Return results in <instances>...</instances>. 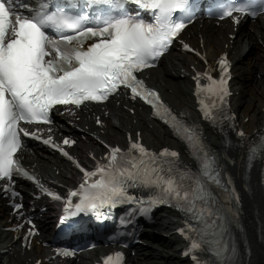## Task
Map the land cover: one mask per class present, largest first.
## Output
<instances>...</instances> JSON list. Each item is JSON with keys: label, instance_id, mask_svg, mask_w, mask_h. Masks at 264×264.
I'll list each match as a JSON object with an SVG mask.
<instances>
[{"label": "snow or ice", "instance_id": "6c2138e0", "mask_svg": "<svg viewBox=\"0 0 264 264\" xmlns=\"http://www.w3.org/2000/svg\"><path fill=\"white\" fill-rule=\"evenodd\" d=\"M129 4L150 11L151 17L146 20L131 14ZM219 7L221 18L231 17L239 23L234 12L255 17L257 10L264 11V0H245L239 6L235 0H228ZM193 12L191 0H36L31 7L29 0H0V178L9 182L17 176L35 180L22 167L17 153L23 147L21 136L37 140L41 137L27 131L21 122L50 124L51 112L58 105L79 107L86 101L102 102L121 87L130 89L132 98L142 97L192 146L198 171L182 169L179 154L166 148L154 153L135 142L125 153L112 147L107 163L98 162L93 171L84 170L76 162L84 179L77 190L69 191L65 211L69 216L98 213L104 205L129 202L141 205L133 215H144L154 204L174 200L189 220L195 221H186L189 239L193 233L197 239L185 254L201 250L208 236L215 235L225 220L209 187L210 183H221L218 160L206 148L197 127L178 121L159 93L147 88L137 75L154 66L185 28L184 19H190ZM184 47L188 49V45ZM219 64L223 73L219 80L208 76L210 83L202 89L197 79V88L215 97L211 109L201 101L204 118L213 123L223 116L229 94L226 58ZM238 135L244 137L242 131ZM42 142L59 148L50 136ZM63 143L74 141L65 138ZM60 151L72 159L63 148ZM133 151L139 153V158L132 156ZM37 184L48 195L60 198L38 181ZM137 186L156 192L147 207L144 201L128 195L127 189ZM73 197L78 201L74 205ZM14 207L20 209L22 205ZM180 231L184 233L185 229ZM63 254L72 255L68 250ZM122 255H109L104 264H121ZM214 255L219 257L221 253ZM191 258L197 261L195 254ZM222 264L231 261L226 257Z\"/></svg>", "mask_w": 264, "mask_h": 264}, {"label": "bare ground", "instance_id": "6f19581e", "mask_svg": "<svg viewBox=\"0 0 264 264\" xmlns=\"http://www.w3.org/2000/svg\"><path fill=\"white\" fill-rule=\"evenodd\" d=\"M252 29L254 32H252ZM233 35H236L235 38H241L244 35L249 36L248 41L250 47L253 48L255 55L254 60L251 61L249 71H244L241 67L244 61L243 54L245 48H235L236 40L234 42ZM184 36L194 46L200 48V50H204L208 58L211 60L216 59L222 52L228 53V56L233 61L235 78L246 81H243V87L237 88L234 93V98H239L240 96L239 101L233 106L234 111L240 113L237 121H239L242 127H247V133L254 135L264 123V87L261 86L262 82L254 87L255 92L254 89L250 92L249 103L246 105L244 111H241L243 104L240 99L245 93L247 83H251L252 85L256 81V74L264 73V70H262L264 69V22L256 21V23H251L249 25L244 22L235 30L232 24L227 26L226 24H221L220 26H217L213 21H205L202 26L196 24L189 28ZM196 61H198L196 56L186 58L182 56L180 52H176L173 59H171V62H165L161 67V71L151 72L149 77L150 84L159 88L166 99L169 97L173 100L176 107L182 109L183 113L189 117L195 115L197 107L194 88L192 87L190 80L192 74L195 73L190 65H194ZM202 66H204V64H202ZM195 67H199V64L195 65ZM180 77L182 78L180 79ZM256 92H258L260 96H258V93ZM130 107L134 108V105H130ZM135 108V114L131 115V113L127 111V105L120 100L119 105H117V102L110 103L106 109L114 114L117 120L121 122V131L125 130L128 133H131L134 137L137 136L138 130H141L142 136L143 132L147 131L151 139L148 136H146V139L150 141L149 143L151 144V147H162L166 145L167 140L175 145L178 144L176 140L170 139L172 134L166 127L155 124L147 110L143 109L144 112H141L138 105ZM95 110L100 114L99 108H96ZM251 112L258 114L260 117L254 115L251 118ZM248 116L250 117V120L249 122H245V119ZM67 118L66 115H60L57 120L60 124H63L65 128L72 130V127L66 122ZM83 122L84 125H89L92 131L97 130L95 120L91 122L85 115ZM111 127H115V124H111ZM207 129L211 133H214L211 128L208 127ZM59 132H64V128L59 127L56 124L53 128L52 134ZM115 133L117 134L118 131ZM214 134L217 135L214 143L220 145L223 142L222 136H219V134L216 133ZM105 136L113 143L118 142L115 138L116 135L110 136L108 133L105 134ZM86 139L88 141V143H86L87 146L94 147L97 150L101 149L99 145L93 144V141L96 140L94 137L91 138L87 136ZM247 148V141H237L228 146L226 145V152L232 160L226 162V166L242 194L243 218L246 224L245 240L247 241V247L250 251L248 264H264V181L261 177L262 166L260 164L255 166L251 171H247ZM75 152L79 154L83 153V147L77 146ZM41 154H45L43 150L34 147L33 153H24V159L35 171L39 172L55 186H58L61 183L69 184L73 181V178L75 177L74 173L72 178L68 177L67 169L68 167H71L69 164L65 163L64 165H61L57 163L59 160L54 162L50 159V164L44 166L37 159V156H42ZM52 215L53 213L50 214V216ZM172 216H174V218L169 220H165L163 215L160 216L159 224L166 230L162 239H165L168 244L174 242V239H178L174 230L178 227L177 224L181 220V218L174 213H172ZM10 217L11 215L7 213L6 209H1L0 221H5L3 226L12 225L13 221L9 222ZM50 221L51 220L48 219L45 220V228H47L46 225ZM257 224L260 225L259 234L254 229ZM169 233H171V235L167 237V234ZM40 238H42L43 241H46V232L41 235ZM38 239L39 238H34L31 249H28V247L22 245L21 239L16 240L15 233L4 232L0 236V257L5 256L7 259L0 260V264H35L39 259H41L40 264H55V260L58 258H51L54 252L50 248L39 245ZM145 249L146 259H148L150 264L169 263L168 259L163 258L162 255V261H157L159 258L158 250L154 247L152 241L147 242ZM181 254V250L175 248L172 253H169V257L178 258L182 256ZM99 255L100 252L98 250L89 251V254H81L79 260L73 259L69 264H95V260ZM129 261L130 264H148L146 261L136 260L131 256Z\"/></svg>", "mask_w": 264, "mask_h": 264}, {"label": "rangeland", "instance_id": "374dc122", "mask_svg": "<svg viewBox=\"0 0 264 264\" xmlns=\"http://www.w3.org/2000/svg\"><path fill=\"white\" fill-rule=\"evenodd\" d=\"M249 39V38H248ZM239 40V39H238ZM241 42V41H240ZM249 42V41H248ZM254 54V52H253V48H251L250 47V49L248 50V55H253ZM252 59H251V57H247L245 60H244V65H242L244 68H246V70H248L249 69V63H250V61H251ZM259 79H264V75H260V77H259ZM248 87V89H247V93L245 94V95H243V100H242V104L243 105H247L246 104V101H248L249 99H250V92H249V90L252 88V86L250 85V86H247ZM256 93H258V92H256ZM249 96V97H248ZM258 96H260L259 95V93H258ZM245 102V103H244ZM175 104V103H174ZM252 114L254 113V112H251ZM238 114L240 115V113L238 112ZM257 115V114H256ZM249 118L250 117H247L246 118V121H248L249 120ZM109 133L111 134V135H113V134H115V132H113V131H109ZM147 135H148V133H147ZM121 137H124V134H123V136L121 135ZM150 139H151V137H149ZM208 139H209V141H211V143H213V140L215 139V136H212L211 134H208ZM168 146H173L171 143H170V141H168L167 140V143H166ZM183 160L184 161H188V160H186V159H184L183 158ZM189 162V161H188ZM171 214H166L165 216H164V219H166V220H168L169 218H171ZM165 217H168V218H165ZM42 219L43 220H45L46 219V216H44V217H42ZM159 225V224H158ZM256 228H258V225L256 226ZM156 230L158 231V232H160L161 234H162V232H165L164 231V229H162L161 228V226L159 225L157 228H156ZM164 242V240H162V242H160V245H158V254H164V255H169V253L170 252H173L174 251V247H175V245H172L171 246V244L170 245H167V244H165V242ZM174 246V247H173ZM172 248V249H171ZM173 250V251H172ZM165 257H168V256H165ZM182 264V263H181Z\"/></svg>", "mask_w": 264, "mask_h": 264}]
</instances>
